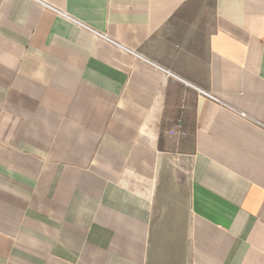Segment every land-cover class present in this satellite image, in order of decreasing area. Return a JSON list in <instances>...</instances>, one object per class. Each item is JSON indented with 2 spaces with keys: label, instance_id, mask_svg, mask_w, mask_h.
Listing matches in <instances>:
<instances>
[{
  "label": "crops",
  "instance_id": "obj_1",
  "mask_svg": "<svg viewBox=\"0 0 264 264\" xmlns=\"http://www.w3.org/2000/svg\"><path fill=\"white\" fill-rule=\"evenodd\" d=\"M0 264H264V0H0Z\"/></svg>",
  "mask_w": 264,
  "mask_h": 264
},
{
  "label": "built area",
  "instance_id": "obj_2",
  "mask_svg": "<svg viewBox=\"0 0 264 264\" xmlns=\"http://www.w3.org/2000/svg\"><path fill=\"white\" fill-rule=\"evenodd\" d=\"M200 92H201L202 94H204V95H206V96L212 98V99H216V97H214V96H213L211 93H209V92H206V91H203V90H200Z\"/></svg>",
  "mask_w": 264,
  "mask_h": 264
}]
</instances>
